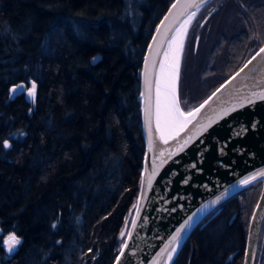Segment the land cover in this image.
I'll return each instance as SVG.
<instances>
[{
    "label": "trees",
    "instance_id": "trees-1",
    "mask_svg": "<svg viewBox=\"0 0 264 264\" xmlns=\"http://www.w3.org/2000/svg\"><path fill=\"white\" fill-rule=\"evenodd\" d=\"M126 1L0 0V240L12 231L20 239L12 252L0 247V264H113L120 251L145 152L142 58L173 2L146 0L138 21L125 16ZM217 1L201 14L213 10L197 54L194 28L186 45V110L264 44V0H220L211 10ZM30 79L35 99L15 96L13 85ZM262 188L259 180L203 218L173 264H243Z\"/></svg>",
    "mask_w": 264,
    "mask_h": 264
},
{
    "label": "water",
    "instance_id": "water-1",
    "mask_svg": "<svg viewBox=\"0 0 264 264\" xmlns=\"http://www.w3.org/2000/svg\"><path fill=\"white\" fill-rule=\"evenodd\" d=\"M211 1L213 0H204L201 3V0H173L157 23L142 58L140 101L145 152L140 190L125 239L113 264H173L191 231L203 218L232 195L263 180L262 192L249 223L243 262L256 264L264 225V175H260L264 173V99L259 98L264 95V53H257L264 48V44L221 84L224 87L220 85L212 92L216 95L200 109L190 123L179 131L175 125L166 129L167 143H164L161 133L157 131L158 80L161 113L168 102L162 97L163 75L160 65L163 62L166 66L170 55L169 44L176 29L183 23H186V28L179 49L175 97L184 113L204 102L203 100L186 110L180 97V78L193 20ZM219 2L220 0L215 2L216 6ZM188 3L200 6L186 8ZM173 4L177 5L176 8H172ZM193 12L195 15L189 20L188 17ZM212 13L213 10L202 21L201 29L196 35L195 50L199 46L202 28ZM165 17L168 19L165 20ZM166 51L169 53L167 58L164 55ZM102 56V53L97 54L92 62L97 63ZM245 64L247 67H244ZM32 82L36 84V93L38 82L34 79L20 81L13 87L23 84L25 88H30ZM24 89L13 93L17 96ZM217 89L220 91L217 92ZM27 97L31 99L33 96L30 97L27 93ZM148 108L151 111V133L146 114ZM161 127H164L163 118ZM149 177L151 185L148 183ZM251 177L255 178L250 179L249 183H240ZM220 195L225 196L210 207L212 201ZM189 217H192L191 226L185 227L181 238L170 244L177 229ZM0 229L3 230L0 233L2 235L4 229ZM13 233L17 236L12 231L4 236L5 240ZM173 248L174 252L171 251Z\"/></svg>",
    "mask_w": 264,
    "mask_h": 264
},
{
    "label": "snow or ice",
    "instance_id": "snow-or-ice-1",
    "mask_svg": "<svg viewBox=\"0 0 264 264\" xmlns=\"http://www.w3.org/2000/svg\"><path fill=\"white\" fill-rule=\"evenodd\" d=\"M204 0H201V3H203ZM176 4L172 5V8H176ZM199 4H195V3H188L185 5V7H199ZM195 13H191L190 16L188 17V19L190 20L192 18V16H194ZM168 17H165V20H167ZM163 24V21L161 22ZM159 31V29H158ZM184 33L181 32V30L178 28L176 29V35H174L172 37V41L169 44V47L171 48V44L172 42H175L177 44V52L179 51V49L181 48V39L183 37ZM261 53H264V48H261L259 50V52L257 53V55H260ZM165 57L167 58L169 53L166 51L164 53ZM95 60V58H93ZM253 59H255V57H253ZM248 63H251V61H249ZM170 67L172 68V71L168 74H164V68L165 65L163 62H161L160 68H161V73L162 75H164V79H165V85H166V90L167 93L171 96V99L165 104L163 113H161V107H160V101H159V89H160V82L159 80L157 81V109H156V120H157V131H159L161 133V139L164 140V143L168 142V139L166 138V129L170 126V125H175L177 126L176 130L179 131L180 129H182L187 123L191 122V119L197 114L199 113L200 109L203 108L206 104L209 103V101L212 99L213 96L216 95V93H212V96H209L208 99L204 100V102L202 104L199 105V107L192 109L191 111L184 113L180 110L176 97H175V87H174V81H175V72L176 69L178 68V56L176 54V52L173 53V63L170 65ZM244 67H247V64L244 65ZM241 71H243V68L241 69ZM237 75H239V73H237ZM221 87H224V85H221ZM25 85L21 84V85H16L12 88V92H16L17 90L20 89H24ZM35 89H36V84L35 82H32L31 87L27 89L28 95L30 97L35 95ZM217 92L220 91V89L216 90ZM260 99H264V95H261L259 97ZM251 102V101H250ZM146 114L148 115V125H149V132L151 133V111L150 108L146 109ZM227 114V113H225ZM163 118L164 121V127H161V119ZM187 143V141H186ZM3 146L5 148L10 147V144H8L7 142H4ZM193 167H195V165H193ZM260 175H264V173H260ZM255 177H251V178H245L243 180L240 181L241 184H247L249 183L250 179H254ZM187 182V181H185ZM149 185H151V177H149L148 180ZM221 199V197H217V201ZM217 201H213L212 203H216ZM195 215V214H194ZM191 221H192V217H189L188 220H186L184 222L183 225H181V227L179 229H177L176 234L172 237L171 241L169 242L174 243L177 242L180 238H181V232L184 230L185 227H190L191 226ZM53 227H55V225H53ZM2 229H0V233H2ZM121 235L123 236L124 233L122 232ZM20 240L19 238L13 233L11 235H9L7 237L6 240H0V247H6V250L8 252H12L15 250V247L17 245H19ZM172 252L175 251V248H173L171 250ZM171 257V252L169 253V258ZM119 259V257L117 258Z\"/></svg>",
    "mask_w": 264,
    "mask_h": 264
},
{
    "label": "rangeland",
    "instance_id": "rangeland-1",
    "mask_svg": "<svg viewBox=\"0 0 264 264\" xmlns=\"http://www.w3.org/2000/svg\"><path fill=\"white\" fill-rule=\"evenodd\" d=\"M145 3H146V0H127L126 1V8H125V12H126L125 16H130L133 20H138L139 21L140 15H142V13L140 12V8ZM214 8H217V6H215ZM202 12L196 17L195 20H193V24H192V26L190 28L189 35L192 32L193 28H194L193 31L196 32V35L198 33V30L201 29V25H202V21H203L202 20L203 17H201L202 16L201 15ZM189 35H188V38H189ZM201 38H202V34H201ZM201 38H200V42H201ZM188 40L191 41V38L187 39V42H189ZM200 42H199V45H200ZM186 45H187V43H186ZM198 49H199V46H198ZM198 49L195 50V44H194L195 54H197ZM28 88L29 87L25 88L24 91H23L26 95L28 93L27 92ZM31 99H35V95Z\"/></svg>",
    "mask_w": 264,
    "mask_h": 264
},
{
    "label": "bare ground",
    "instance_id": "bare-ground-1",
    "mask_svg": "<svg viewBox=\"0 0 264 264\" xmlns=\"http://www.w3.org/2000/svg\"><path fill=\"white\" fill-rule=\"evenodd\" d=\"M185 28H186V23H183L181 25V27H179V29L181 30V32L185 33ZM176 35V33H175ZM183 39H184V35L181 39V43L183 42ZM177 44L175 42H172L171 44V48H170V55H169V59L166 63V66H165V69H164V74H168L172 71V68L170 67V65L173 63V53L176 52L178 58H179V55H180V50L177 52ZM176 73H177V69H176V72H175V78H176ZM175 83V81H174ZM162 97L164 100H170L171 99V96L167 93V90H166V85H165V79H164V75L162 76ZM225 195H220L218 197H221V199L224 197ZM221 199H219L218 201H220ZM213 201H217V197L213 200ZM212 201V202H213ZM218 201L216 203H211L210 207H213L215 206Z\"/></svg>",
    "mask_w": 264,
    "mask_h": 264
},
{
    "label": "flooded vegetation",
    "instance_id": "flooded-vegetation-1",
    "mask_svg": "<svg viewBox=\"0 0 264 264\" xmlns=\"http://www.w3.org/2000/svg\"><path fill=\"white\" fill-rule=\"evenodd\" d=\"M215 6H216V4H214L213 6H211L210 9L212 10ZM22 93H23V92H22Z\"/></svg>",
    "mask_w": 264,
    "mask_h": 264
}]
</instances>
